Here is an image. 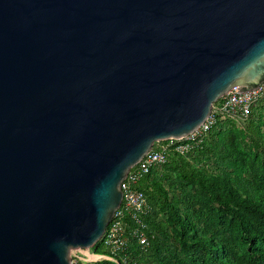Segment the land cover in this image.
I'll return each instance as SVG.
<instances>
[{
  "label": "water",
  "instance_id": "obj_1",
  "mask_svg": "<svg viewBox=\"0 0 264 264\" xmlns=\"http://www.w3.org/2000/svg\"><path fill=\"white\" fill-rule=\"evenodd\" d=\"M264 84V0H0V264L95 249L121 183Z\"/></svg>",
  "mask_w": 264,
  "mask_h": 264
},
{
  "label": "trees",
  "instance_id": "obj_2",
  "mask_svg": "<svg viewBox=\"0 0 264 264\" xmlns=\"http://www.w3.org/2000/svg\"><path fill=\"white\" fill-rule=\"evenodd\" d=\"M223 123L210 130L208 140L218 159L226 160L234 170L211 172L169 152L167 162L152 169L136 186L152 206L144 222L148 252L155 264H264V122L252 111L244 131L261 164L236 143L215 135ZM206 142L198 152L205 151ZM167 169L194 188V193L182 196L165 188ZM155 205L166 215L164 223L153 217ZM134 246L132 257L138 255ZM98 264L120 263L110 258Z\"/></svg>",
  "mask_w": 264,
  "mask_h": 264
},
{
  "label": "built area",
  "instance_id": "obj_3",
  "mask_svg": "<svg viewBox=\"0 0 264 264\" xmlns=\"http://www.w3.org/2000/svg\"><path fill=\"white\" fill-rule=\"evenodd\" d=\"M236 89L238 87L230 89L212 106L209 117L192 134L183 139L157 143L155 149L153 146L147 155L130 169L120 185V207L96 246L103 245L107 255H97L94 249L78 250L71 256L70 264H98L99 261L110 258L118 260L120 264H137V257L148 253L149 241L145 234L147 226L144 217L152 213V206L148 198L136 188L137 184L152 169L165 164L169 152L191 162L192 156L202 149L208 140L210 130L219 122L246 124L254 107L264 98V84L257 90L244 94L237 93ZM132 244L138 253L134 257L130 253ZM84 251L92 252L85 254Z\"/></svg>",
  "mask_w": 264,
  "mask_h": 264
},
{
  "label": "rangeland",
  "instance_id": "obj_4",
  "mask_svg": "<svg viewBox=\"0 0 264 264\" xmlns=\"http://www.w3.org/2000/svg\"><path fill=\"white\" fill-rule=\"evenodd\" d=\"M253 115H257L260 117V119L264 122V98L254 107L253 109ZM247 124H236L233 122H225L223 123L219 130L216 131L215 135H219L220 137L228 138L233 143H236L240 150L246 155V156H253L255 155V158L259 163L261 164V158L259 154H255V151L250 146L249 142L244 138V131ZM203 151V150H202ZM198 152L194 154L191 158L192 165L194 166H206V169L211 172H225L229 173L230 170H234V166H230L228 163H226V160H220L218 159V156L215 154V151L212 150V147L210 145V140L206 142V149L202 153ZM164 174L167 175L165 180H167L163 185L165 188L170 189V192L181 194L184 196V194H193L194 188L190 186H186L183 183H181L177 175L172 170H164ZM157 222L164 223L166 220V215L159 211L158 206H154V215ZM168 245H170V241H166ZM135 252V250H133ZM92 251L87 252L84 251L85 254H91ZM97 255H103L105 253V249L103 245H99L98 250L96 251ZM137 255V254H136ZM138 264H155L153 261V257L148 252V254L138 257Z\"/></svg>",
  "mask_w": 264,
  "mask_h": 264
}]
</instances>
